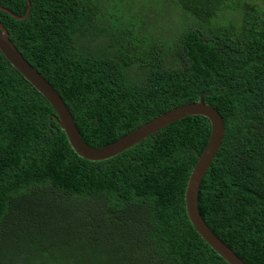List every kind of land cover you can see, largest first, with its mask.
<instances>
[{
  "label": "trees",
  "instance_id": "1",
  "mask_svg": "<svg viewBox=\"0 0 264 264\" xmlns=\"http://www.w3.org/2000/svg\"><path fill=\"white\" fill-rule=\"evenodd\" d=\"M159 1L0 0L19 17L0 9V23L93 148L201 97L216 108L226 132L199 211L264 264V0ZM211 132L191 116L86 160L0 50V264H228L186 212Z\"/></svg>",
  "mask_w": 264,
  "mask_h": 264
},
{
  "label": "water",
  "instance_id": "2",
  "mask_svg": "<svg viewBox=\"0 0 264 264\" xmlns=\"http://www.w3.org/2000/svg\"><path fill=\"white\" fill-rule=\"evenodd\" d=\"M0 9L13 15L11 11L1 6ZM29 12L30 9L28 14ZM28 14L21 17V19L26 18ZM15 17L19 19V17ZM0 50L11 65L51 103L56 111L58 123L61 129L66 133L72 149L80 157L89 161L97 162L116 157L133 148L149 136L187 117L203 116L209 119L212 132L208 145L200 156L188 181L185 195L186 212L198 234L222 259L228 264H247L209 228L199 211L198 196L202 180L217 156L223 144L226 132L224 119L216 108L207 104L203 97H201L197 102L173 108L108 146L93 148L83 140L74 117L60 94L43 75L25 59L10 41L9 32L2 23H0Z\"/></svg>",
  "mask_w": 264,
  "mask_h": 264
},
{
  "label": "rangeland",
  "instance_id": "3",
  "mask_svg": "<svg viewBox=\"0 0 264 264\" xmlns=\"http://www.w3.org/2000/svg\"><path fill=\"white\" fill-rule=\"evenodd\" d=\"M149 1H151L152 3L157 4V8H160L162 6L161 1H159V0H149ZM163 27L166 28V29H169L168 28V24H164Z\"/></svg>",
  "mask_w": 264,
  "mask_h": 264
}]
</instances>
